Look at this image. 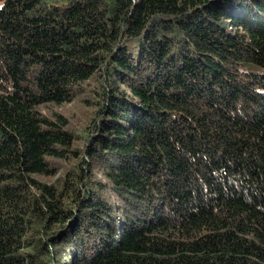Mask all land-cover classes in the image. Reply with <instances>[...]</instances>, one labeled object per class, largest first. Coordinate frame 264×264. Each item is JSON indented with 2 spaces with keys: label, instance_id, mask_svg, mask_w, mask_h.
Instances as JSON below:
<instances>
[{
  "label": "trees",
  "instance_id": "obj_1",
  "mask_svg": "<svg viewBox=\"0 0 264 264\" xmlns=\"http://www.w3.org/2000/svg\"><path fill=\"white\" fill-rule=\"evenodd\" d=\"M0 264H264V0H0Z\"/></svg>",
  "mask_w": 264,
  "mask_h": 264
}]
</instances>
